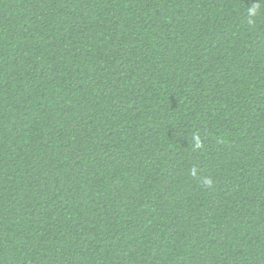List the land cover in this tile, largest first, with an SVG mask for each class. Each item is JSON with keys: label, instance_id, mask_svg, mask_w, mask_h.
<instances>
[{"label": "trees", "instance_id": "1", "mask_svg": "<svg viewBox=\"0 0 264 264\" xmlns=\"http://www.w3.org/2000/svg\"><path fill=\"white\" fill-rule=\"evenodd\" d=\"M0 264H264V0H0Z\"/></svg>", "mask_w": 264, "mask_h": 264}, {"label": "clouds", "instance_id": "2", "mask_svg": "<svg viewBox=\"0 0 264 264\" xmlns=\"http://www.w3.org/2000/svg\"><path fill=\"white\" fill-rule=\"evenodd\" d=\"M255 10H256V9H255V7H254V8L252 9V11H253V12H255ZM196 143H197V147H198V146H199V140H198V139H197V142H196ZM207 183H209V184H210V183H211V181L209 180V181H207Z\"/></svg>", "mask_w": 264, "mask_h": 264}]
</instances>
